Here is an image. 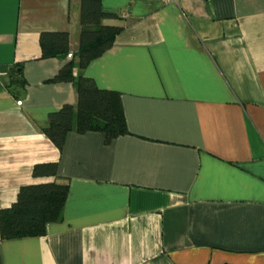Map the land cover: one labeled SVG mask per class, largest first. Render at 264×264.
Masks as SVG:
<instances>
[{
	"label": "crops",
	"instance_id": "crops-1",
	"mask_svg": "<svg viewBox=\"0 0 264 264\" xmlns=\"http://www.w3.org/2000/svg\"><path fill=\"white\" fill-rule=\"evenodd\" d=\"M101 8L121 30L73 75L119 93L128 133L69 131L59 150L44 130L76 91L50 79L72 57L43 58L39 34L76 56L80 0H0V211L68 183L44 235L0 237V264H264V0ZM47 162L56 178L33 177Z\"/></svg>",
	"mask_w": 264,
	"mask_h": 264
},
{
	"label": "trees",
	"instance_id": "trees-1",
	"mask_svg": "<svg viewBox=\"0 0 264 264\" xmlns=\"http://www.w3.org/2000/svg\"><path fill=\"white\" fill-rule=\"evenodd\" d=\"M116 16L102 10L101 0H80V32L76 56L72 54V58L50 79L51 82L69 81L76 91L75 107L64 105L50 113L49 126L44 130L59 150L69 131H99L104 134L106 143L128 133L119 93L98 88L82 74L73 75L75 68L83 69L112 46L121 28L103 25L101 21ZM39 45L43 58L67 56L68 33L41 32ZM56 174L57 165L54 162L39 163L32 169L33 177L56 178ZM67 192L68 183L59 179L21 186L11 207L0 211V237L7 239L44 235L46 225L61 218Z\"/></svg>",
	"mask_w": 264,
	"mask_h": 264
},
{
	"label": "built area",
	"instance_id": "built-area-1",
	"mask_svg": "<svg viewBox=\"0 0 264 264\" xmlns=\"http://www.w3.org/2000/svg\"><path fill=\"white\" fill-rule=\"evenodd\" d=\"M67 57L71 58L72 57V54L71 53H68L67 54ZM17 104H20V101H18Z\"/></svg>",
	"mask_w": 264,
	"mask_h": 264
}]
</instances>
